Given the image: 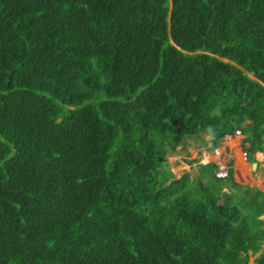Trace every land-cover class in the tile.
I'll return each mask as SVG.
<instances>
[{
	"label": "trees",
	"instance_id": "obj_1",
	"mask_svg": "<svg viewBox=\"0 0 264 264\" xmlns=\"http://www.w3.org/2000/svg\"><path fill=\"white\" fill-rule=\"evenodd\" d=\"M240 127L264 0H0V264H264V192L168 160Z\"/></svg>",
	"mask_w": 264,
	"mask_h": 264
},
{
	"label": "crops",
	"instance_id": "obj_2",
	"mask_svg": "<svg viewBox=\"0 0 264 264\" xmlns=\"http://www.w3.org/2000/svg\"><path fill=\"white\" fill-rule=\"evenodd\" d=\"M238 129L242 131L240 127L220 138L216 145L211 147V152L207 149L213 142L209 133L199 132L185 136L177 149L173 151L174 177L180 178L182 175L190 173L196 180L202 179L203 182H206L208 172L204 168L201 170V164L208 166L210 163H215L218 166L221 157L214 152V148L217 147L227 158L230 175L232 174V179L235 182L240 184L243 189L250 186L251 189L255 188L264 192V152L258 150L249 152L251 142L244 132L237 134ZM244 151H248L246 156ZM201 152L202 156H200ZM201 159L203 162H200ZM253 163L257 165L254 166ZM224 180L222 192L239 191L237 187L231 186L230 179ZM243 189L240 190L244 191Z\"/></svg>",
	"mask_w": 264,
	"mask_h": 264
},
{
	"label": "rangeland",
	"instance_id": "obj_3",
	"mask_svg": "<svg viewBox=\"0 0 264 264\" xmlns=\"http://www.w3.org/2000/svg\"><path fill=\"white\" fill-rule=\"evenodd\" d=\"M202 132H204V131H202ZM205 133V132H204ZM233 133V132H232ZM211 135V137H212V143H211V145L207 148L210 152H211V147L213 148L215 145H216V143L217 142H215L214 140H215V138H216V136L214 135V134H210ZM220 140V139H219ZM218 140V141H219ZM251 148V146L249 147V149ZM251 151H253V150H250L249 152H251ZM247 153H248V151H247ZM200 156H202V152H201V154H200ZM199 159H200V157H199ZM168 160H169V162H170V169L172 170V172H173V151L172 152H169V154H168ZM203 159H201L200 160V162H203L202 161ZM202 167V166H201ZM217 164H215V163H210L208 166H204V167H202L201 168V170L204 168L208 173H209V179H206V185H208L209 186V188H211L212 189V186H215V185H218V184H221L222 183V181L223 180H219V179H216L215 177H214V174H215V172H216V169H217ZM163 175H166V173H163ZM160 177H161V174H160ZM226 192H228V191H226ZM222 200H220V202H221ZM259 218H263L264 219V213L259 217ZM262 246H263V248H264V241H263V243H262ZM250 254H251V252H250ZM259 254V253H258ZM257 254V255H258ZM257 255H251V257H250V260H249V263L248 264H256V262H255V258H256V256Z\"/></svg>",
	"mask_w": 264,
	"mask_h": 264
},
{
	"label": "built area",
	"instance_id": "obj_4",
	"mask_svg": "<svg viewBox=\"0 0 264 264\" xmlns=\"http://www.w3.org/2000/svg\"><path fill=\"white\" fill-rule=\"evenodd\" d=\"M237 134H241V130H237ZM214 152H215V154H217L221 157V160L219 161L218 167H217L216 172H215L216 177L220 178V179L228 178V176L230 174V170H229L227 158L222 155L220 149L217 147L214 149ZM243 153L245 156L247 155L246 151H244Z\"/></svg>",
	"mask_w": 264,
	"mask_h": 264
},
{
	"label": "water",
	"instance_id": "obj_5",
	"mask_svg": "<svg viewBox=\"0 0 264 264\" xmlns=\"http://www.w3.org/2000/svg\"><path fill=\"white\" fill-rule=\"evenodd\" d=\"M254 166H256L257 164L256 163H253Z\"/></svg>",
	"mask_w": 264,
	"mask_h": 264
},
{
	"label": "clouds",
	"instance_id": "obj_6",
	"mask_svg": "<svg viewBox=\"0 0 264 264\" xmlns=\"http://www.w3.org/2000/svg\"><path fill=\"white\" fill-rule=\"evenodd\" d=\"M252 76V75H251ZM238 130H240V129H238ZM237 132V131H236ZM241 133H242V131H241ZM215 149V148H214Z\"/></svg>",
	"mask_w": 264,
	"mask_h": 264
},
{
	"label": "bare ground",
	"instance_id": "obj_7",
	"mask_svg": "<svg viewBox=\"0 0 264 264\" xmlns=\"http://www.w3.org/2000/svg\"><path fill=\"white\" fill-rule=\"evenodd\" d=\"M205 161H207V159H205Z\"/></svg>",
	"mask_w": 264,
	"mask_h": 264
}]
</instances>
